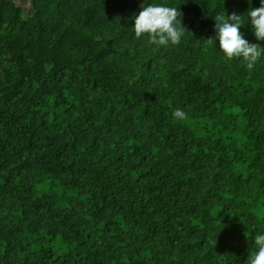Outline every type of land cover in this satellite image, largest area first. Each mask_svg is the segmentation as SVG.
I'll use <instances>...</instances> for the list:
<instances>
[{
    "label": "trees",
    "instance_id": "1",
    "mask_svg": "<svg viewBox=\"0 0 264 264\" xmlns=\"http://www.w3.org/2000/svg\"><path fill=\"white\" fill-rule=\"evenodd\" d=\"M151 4L181 12L178 45L135 36ZM260 6L0 0V264H248L264 234V54L228 60L214 17L243 16L264 47L247 16Z\"/></svg>",
    "mask_w": 264,
    "mask_h": 264
},
{
    "label": "clouds",
    "instance_id": "2",
    "mask_svg": "<svg viewBox=\"0 0 264 264\" xmlns=\"http://www.w3.org/2000/svg\"><path fill=\"white\" fill-rule=\"evenodd\" d=\"M261 6L247 13L250 17L254 35L258 41H264V0H260ZM181 12L174 7L151 4L142 7L136 16L134 32L137 38L147 34L149 42L157 47L178 45L181 41L184 28L177 17ZM242 17L233 13L230 16L216 15L215 29L216 39L219 40V48L228 60L242 58L248 69H253L259 58L264 54V47L259 44L249 43L240 31ZM212 40V39H209ZM173 118L183 121L187 114L182 109L173 112ZM216 240L214 241V245ZM255 253L248 257V264H264V234L257 233L254 237Z\"/></svg>",
    "mask_w": 264,
    "mask_h": 264
},
{
    "label": "rangeland",
    "instance_id": "3",
    "mask_svg": "<svg viewBox=\"0 0 264 264\" xmlns=\"http://www.w3.org/2000/svg\"><path fill=\"white\" fill-rule=\"evenodd\" d=\"M18 3V2H17ZM22 6L24 7V9H25V11H27L28 10V8H29V5H27V4H22Z\"/></svg>",
    "mask_w": 264,
    "mask_h": 264
}]
</instances>
